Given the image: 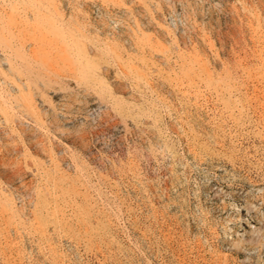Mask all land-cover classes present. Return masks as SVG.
Wrapping results in <instances>:
<instances>
[{"label": "rangeland", "instance_id": "obj_1", "mask_svg": "<svg viewBox=\"0 0 264 264\" xmlns=\"http://www.w3.org/2000/svg\"><path fill=\"white\" fill-rule=\"evenodd\" d=\"M0 264H264V0H0Z\"/></svg>", "mask_w": 264, "mask_h": 264}, {"label": "bare ground", "instance_id": "obj_2", "mask_svg": "<svg viewBox=\"0 0 264 264\" xmlns=\"http://www.w3.org/2000/svg\"><path fill=\"white\" fill-rule=\"evenodd\" d=\"M261 228L259 227V228H257V227H254V230L253 231H251L253 234H256V235H260L259 233H260V230ZM234 241V242H233ZM232 241V243H234V245L235 246H239V245H241L240 243H241V241H242V238L240 239V240H237V241H235V240H233ZM243 242V241H242Z\"/></svg>", "mask_w": 264, "mask_h": 264}]
</instances>
